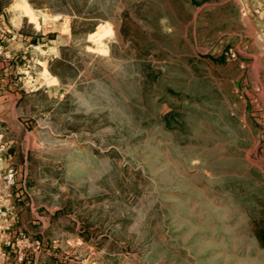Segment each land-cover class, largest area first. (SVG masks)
Segmentation results:
<instances>
[{"label":"rangeland","instance_id":"rangeland-1","mask_svg":"<svg viewBox=\"0 0 264 264\" xmlns=\"http://www.w3.org/2000/svg\"><path fill=\"white\" fill-rule=\"evenodd\" d=\"M1 29L0 264H264V0H0Z\"/></svg>","mask_w":264,"mask_h":264},{"label":"crops","instance_id":"crops-1","mask_svg":"<svg viewBox=\"0 0 264 264\" xmlns=\"http://www.w3.org/2000/svg\"><path fill=\"white\" fill-rule=\"evenodd\" d=\"M10 32V29H5L3 33H0L2 36L0 37L2 44L0 46V111L7 129L12 125L20 124V120L25 119L22 117L24 116L22 107H20L22 105H19L23 92L21 88L16 87V73L18 72L17 60L14 57L16 52L10 47L11 40L15 36H11Z\"/></svg>","mask_w":264,"mask_h":264},{"label":"built area","instance_id":"built-area-1","mask_svg":"<svg viewBox=\"0 0 264 264\" xmlns=\"http://www.w3.org/2000/svg\"><path fill=\"white\" fill-rule=\"evenodd\" d=\"M1 32H3V30L1 29ZM9 174L6 176V178H8V179H10L11 178V170H9ZM23 260V258L22 257H20L19 259H18V262H21ZM21 263H23V262H21Z\"/></svg>","mask_w":264,"mask_h":264},{"label":"trees","instance_id":"trees-1","mask_svg":"<svg viewBox=\"0 0 264 264\" xmlns=\"http://www.w3.org/2000/svg\"><path fill=\"white\" fill-rule=\"evenodd\" d=\"M32 40H33V42H36L37 39H36V37H35V38H33Z\"/></svg>","mask_w":264,"mask_h":264}]
</instances>
